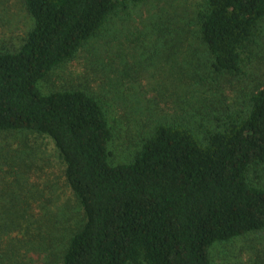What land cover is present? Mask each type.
<instances>
[{
    "label": "trees",
    "instance_id": "trees-1",
    "mask_svg": "<svg viewBox=\"0 0 264 264\" xmlns=\"http://www.w3.org/2000/svg\"><path fill=\"white\" fill-rule=\"evenodd\" d=\"M148 0H22L32 29L0 53V132L48 138L84 215L60 264H211L209 250L264 229V84L250 109L200 141L158 125L134 160L109 163L112 132L102 105L81 90L43 94L39 85L73 60L109 21ZM197 38L215 74L238 75L260 34L264 0H206Z\"/></svg>",
    "mask_w": 264,
    "mask_h": 264
},
{
    "label": "rangeland",
    "instance_id": "rangeland-1",
    "mask_svg": "<svg viewBox=\"0 0 264 264\" xmlns=\"http://www.w3.org/2000/svg\"><path fill=\"white\" fill-rule=\"evenodd\" d=\"M206 0H148L109 21L100 38L54 69L43 94L94 97L112 132L109 163H131L158 125H180L200 141L250 109L264 84V21L238 75L215 74L197 38ZM22 0H0V53L15 52L32 29ZM64 165L48 138L0 132V264H60L84 222ZM248 182L264 188V167ZM211 264H264V229L209 250Z\"/></svg>",
    "mask_w": 264,
    "mask_h": 264
}]
</instances>
